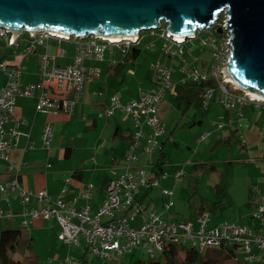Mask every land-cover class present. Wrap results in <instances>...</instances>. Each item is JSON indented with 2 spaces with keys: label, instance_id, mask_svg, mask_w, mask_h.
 Instances as JSON below:
<instances>
[{
  "label": "built area",
  "instance_id": "1",
  "mask_svg": "<svg viewBox=\"0 0 264 264\" xmlns=\"http://www.w3.org/2000/svg\"><path fill=\"white\" fill-rule=\"evenodd\" d=\"M227 15V10L221 11L210 27L198 29L195 35L174 38V35L168 36V28L159 35L164 42L162 48L164 53L168 57L179 56L182 59L183 44L195 39L199 31L214 30L211 32L215 38L212 42L215 62L210 69L203 67L200 70H188V64L184 60L181 68L184 77L174 83L171 68L157 61L152 64L158 79L156 88L141 89L139 98L131 100L126 105H122L119 98L114 97L113 107L99 114V118L111 117L116 110L121 109L132 116L135 131L132 135L130 151L126 156L124 171L107 183L105 202L96 213H91L89 207H79L78 198H73L71 201L65 199L70 179L66 180L61 194L56 197L51 196L47 190L34 191L21 185L19 177L24 164L16 163L12 159V153L17 148L19 139L27 136L22 129L27 122L17 116V99L37 97L36 111L42 115H71L82 97L85 82L97 78L100 74V69L86 67V60L94 58L103 61L106 53L112 54L115 48L126 60L131 51L142 43L143 32L150 31L151 35H155L154 30L161 28L162 24L160 23L157 29L138 32V37L121 41L96 38V34L92 33H85L84 38L81 39V35L76 37V34L62 37L50 31H32L24 27L20 32H14L9 31L6 26L0 27V41L4 40L6 45L13 48L22 58H28L41 46L45 47L39 66L42 79L39 83L24 85L21 80L23 66H9L6 60L0 61V71L8 77L6 85L0 89V161L7 163L6 173L10 176L7 181L0 179V194L8 200L14 192L20 193V203L23 207L20 217L24 227L30 226L33 221L39 219L54 220L61 227L58 239L64 245L82 247V237L87 249L103 261L101 264H107V258L133 253L139 249L154 257L157 252H163L169 244L194 248L199 254H204L210 249H234L236 256L237 251L245 254L244 260L247 263H264V204L258 205L257 212L253 216L255 219H260L262 224L252 229L227 220L213 224V215L207 211L198 214L196 221L177 219L167 221L163 214L152 210V205L145 203V199L140 197L142 189L159 187L162 180L169 177L162 169L164 165H160V157L157 161L149 162L147 166L133 165L143 156L151 158L156 149L163 151V143L160 144L157 140V137L165 134L164 125L159 118V105L164 94L174 92L177 84L209 83L202 94V108L208 112L211 104L216 103L236 112L240 128L248 129L250 126L244 115L246 107L251 106L264 111V100L256 97L251 93L252 91L239 88L228 74L227 65L230 62L233 45L230 41L232 29L225 26L229 18ZM216 28L221 29V32L215 30ZM26 33L29 34L28 38H23ZM218 34H221V37H218ZM50 39H56L59 43L64 40L75 44L76 54L71 65L66 67L57 65L56 57L51 54V48L46 44ZM61 51L65 55V50L61 49ZM214 125L219 129L224 127L222 123H214ZM146 128L150 129L149 134L146 133ZM258 132L261 140L264 141V122ZM53 135V127L47 124L42 133L46 150L51 147ZM211 135V132L204 133L201 141L207 140ZM30 147L33 148V145ZM261 154L264 158V147L261 149ZM255 161L259 162L261 158L253 160ZM185 175L183 170H179L174 178L179 181ZM93 191L94 185L90 184L84 196L90 198ZM162 192L168 199L165 208L171 210L174 201L173 191L163 189ZM257 192L260 194V189ZM33 198L43 205L33 207L31 205ZM260 198L264 201V196ZM145 212L147 217L143 219L140 227H133V222ZM14 217L13 210L7 212L0 210V219ZM52 264L80 263L68 256L62 260L55 259Z\"/></svg>",
  "mask_w": 264,
  "mask_h": 264
},
{
  "label": "rangeland",
  "instance_id": "2",
  "mask_svg": "<svg viewBox=\"0 0 264 264\" xmlns=\"http://www.w3.org/2000/svg\"><path fill=\"white\" fill-rule=\"evenodd\" d=\"M161 24V28L154 30L155 35L151 36L150 31L143 32L146 40H142L143 45L139 47L142 53L137 59V64L141 68L139 69L141 72L138 78L140 81L149 83L144 78L146 74L152 80L155 76L157 79L152 64L158 60L169 65L173 72L174 83L184 77L181 72L184 60L188 64V70H200L203 67L210 69L213 66L215 49L212 42L215 38L211 31L214 30L199 31L195 39L188 40L183 44L184 54L182 59L179 56L167 58L162 50L164 42L159 38V35L167 30L168 23L162 21ZM28 36L29 34L26 33L23 38H28ZM217 36L221 37V34ZM147 42H152V49H143ZM176 71L179 72V76L181 74V77L178 76L180 79H176V75H174ZM188 85L191 86L193 83L189 82ZM130 86L131 92L138 88L136 84H130ZM181 95V86L177 84L174 92L164 94V99L159 105V118L162 125H164L165 134L157 137V140L160 144L169 140L164 145L167 154L164 172L170 176L169 179L162 180L159 187L149 191V198L146 200L149 201L150 199L151 202L149 203L152 204V210H155L158 214H163L167 221L175 219L179 221H196L198 214L207 211L213 215V224L227 220L242 224L249 229L261 226L262 221L253 218V216L257 212L258 205L264 204L261 199L258 201L259 193L257 192L260 188L264 190V158L261 154L264 141L261 140L258 132L264 122V111L259 108L254 109L251 106L246 107L244 115L250 121L249 129L246 127L240 128L239 123H237L238 129H240L239 134H234L238 133L237 131L230 134L228 127L222 130L216 127L214 123H226L227 125L229 120L236 117L233 111L213 103L209 107V111L206 112L202 108L201 98H197L186 109L185 102L180 99ZM123 113L122 118L117 116L114 120L116 121V118L121 119L124 125L129 124L130 127L132 119L128 117L130 116L128 113ZM224 117H226V120ZM114 120L110 124L113 132L116 129ZM124 132L125 134L129 132L127 127ZM150 132V129L146 128V133L149 134ZM206 132H212V135L207 140L201 141L202 135ZM240 135H243L245 139L240 138ZM107 138L109 141L106 142L108 143V146H106L109 150L112 140L111 134L107 135ZM77 148L72 164L79 165L84 162L80 165L84 168L87 166L90 157L81 146L78 145ZM152 156V160L157 161L160 157L159 149H156ZM257 158H261V161L253 162ZM179 170H183L186 175L181 180L176 181L174 176ZM163 189L173 191L174 201L171 210L165 208V202L168 199L163 196ZM262 193L263 197L264 191ZM17 220L14 219L8 222L10 220L0 219V224H3L0 233L6 228L20 229L26 233L25 229L27 227L21 226V223L18 222L20 220ZM142 223L143 221L141 222V219L138 218L132 226L139 228ZM54 231L56 232L54 238L52 239L50 236L52 240L49 239L47 233L27 234L28 237L32 238L31 250L37 255V264H52L54 258L62 260L68 256L77 260L80 264H101L103 262L87 249L82 237V247L68 246L57 239L58 229H54ZM188 249L186 247L185 251ZM236 253L238 262L251 264L244 260L245 254L243 252L237 251ZM159 256L160 254L157 252V257ZM181 256L185 257L184 254ZM13 257L18 259L22 255L16 253ZM148 259L149 255L143 249H139L133 254L126 253L122 256L110 257L106 261L107 264H135L139 260L147 261ZM24 261L25 264H35L32 261ZM221 263L235 264L232 259H225Z\"/></svg>",
  "mask_w": 264,
  "mask_h": 264
},
{
  "label": "crops",
  "instance_id": "3",
  "mask_svg": "<svg viewBox=\"0 0 264 264\" xmlns=\"http://www.w3.org/2000/svg\"><path fill=\"white\" fill-rule=\"evenodd\" d=\"M145 40L146 38H143V41ZM46 44L50 46L51 54L56 57L57 65L66 67L72 64L76 54V47L73 42L63 40L59 43L56 39H50L46 41ZM142 45L143 43L139 47ZM144 48L146 50L152 49V42H147ZM61 49L65 50V55L62 54ZM44 52L45 47L41 46L28 58H22L15 53L13 48L8 47L4 40L0 41V61L6 60L9 66L22 65L21 80L24 85L42 81L39 74V66L41 55ZM138 57L133 60L130 53L129 57L125 60L121 52L115 48L112 54L110 52L106 53L103 61L94 58L86 60L85 66L100 69V74L97 78L85 82L82 97L71 115H42L36 111L37 97H19L17 99V116L26 120L27 125H24L22 129L27 136H22L19 139L18 146L12 153V159L16 163L24 164L21 176L19 177V181L23 187L34 191L47 190L51 196L56 197L61 194L66 180L70 179L68 192L65 194L66 200L71 201L73 198H78L79 207H89L91 213H96L103 206L107 196V183L117 178L124 171L126 156L130 151L135 126L133 120L130 123V127L129 124L125 123L126 125H124L121 119L118 120L116 118V121L114 120L117 116H121L122 118L124 111L121 109L116 110L111 117L99 118V114L105 109L113 107L114 97H118L120 103L126 105L131 100L139 98L141 89H153L158 86L156 76L152 80L146 74L144 78L149 83L138 79L141 72L139 70L141 68L137 64ZM163 65L169 67L167 64ZM174 75H176V79H180L178 78L179 72L176 71ZM179 77H181V74ZM7 80V75L0 71V89L6 85ZM130 84H136L138 88L131 92ZM189 86H186V88ZM128 117L132 119L131 115ZM224 118L226 120V117ZM245 119L249 121L247 116H245ZM112 120L116 122L114 132L110 128ZM237 121V117L229 120L227 125L226 123L224 124L223 129L228 127L230 134L235 131L238 133L234 134H239L240 129L237 127ZM47 124H50L54 129L49 150L45 149L42 141V133ZM126 127L129 132L125 134ZM110 134L112 140L111 145H109L110 149L108 150V143L106 142L109 141L107 135ZM242 137L244 136L240 135V138ZM164 143L163 145H165ZM30 145H33V148ZM78 145L90 157L87 166L84 168L80 166L84 162H81L79 165L72 164L74 154L78 150ZM152 158L153 156L151 158L143 156L138 163H134L133 165L135 167L147 166L152 161ZM6 167L7 163L0 161V179L5 181L10 179V176L6 173ZM162 169L164 170V166ZM90 184L94 185V191L91 192V197L87 198L84 196V193L88 190ZM150 190L142 189L140 197L145 200L149 198ZM262 191L264 190L260 188L258 201L263 195ZM146 201L145 203L151 202L150 199ZM31 205L33 207H41L43 204L39 203L36 198H33ZM0 210L3 212L13 210L15 217L8 219L10 220L8 222L18 219L20 221H17L20 224V214L23 211L20 203V193L18 191L14 192L8 200L0 194ZM146 217L147 212L138 218L142 222ZM2 225L0 224V229ZM54 229H58V239L61 232V227L58 223L54 220L39 219L33 221L25 231L29 235H32V233H47L49 239L51 237L53 239L54 234H56Z\"/></svg>",
  "mask_w": 264,
  "mask_h": 264
},
{
  "label": "water",
  "instance_id": "4",
  "mask_svg": "<svg viewBox=\"0 0 264 264\" xmlns=\"http://www.w3.org/2000/svg\"><path fill=\"white\" fill-rule=\"evenodd\" d=\"M223 10L232 29L228 74L239 88L264 96V0H0V27L123 39L166 21L168 36L184 38L210 27Z\"/></svg>",
  "mask_w": 264,
  "mask_h": 264
},
{
  "label": "trees",
  "instance_id": "5",
  "mask_svg": "<svg viewBox=\"0 0 264 264\" xmlns=\"http://www.w3.org/2000/svg\"><path fill=\"white\" fill-rule=\"evenodd\" d=\"M140 53L141 50L139 48H134L131 52L134 59L137 58ZM188 84L181 85L183 93L180 97V99L185 102L186 109L197 98H202V94L205 92V89L209 85V83H204L201 85L193 84L186 88ZM234 113L237 117L236 112ZM199 123L201 124V122ZM168 142L169 140L165 141L164 144ZM166 155L167 154L165 152V149H163V151L160 152V165L162 166L165 165ZM31 246L32 238L28 237L23 230L5 229L1 231L0 264H25L24 260L32 261L37 264V255L36 253H33V251L31 250ZM185 248L186 247L181 245L169 244L165 247L163 252L159 253V257H157L156 253L154 257L149 256V259L147 261L139 260L135 264H222L221 261L225 259H232L235 264H241L240 261H237V256L235 255L234 249H210L207 250L204 254H199L194 248H189L187 251H185ZM16 253H20L23 258L21 257L17 259L13 257ZM182 254H184L185 257H182Z\"/></svg>",
  "mask_w": 264,
  "mask_h": 264
},
{
  "label": "bare ground",
  "instance_id": "6",
  "mask_svg": "<svg viewBox=\"0 0 264 264\" xmlns=\"http://www.w3.org/2000/svg\"><path fill=\"white\" fill-rule=\"evenodd\" d=\"M29 30V29H28ZM32 31H39V30H32ZM41 31H46V30H41ZM47 32H49V31H47ZM100 32H102V31H100ZM50 33H52V32H50ZM53 34H55V35H59V36H62V35H60V34H58V33H53ZM71 34V33H70ZM138 34V33H137ZM188 35H190V34H188ZM62 37H65V36H62ZM185 37V36H184ZM131 38H135V37H128V38H123V39H117V38H111L112 40H114V41H121V40H126V39H131ZM233 81V80H232ZM233 82H235V81H233ZM251 92V91H250ZM251 93H253L256 97H258V98H260V99H262V100H264V96L263 95H261V94H258V93H255V92H251Z\"/></svg>",
  "mask_w": 264,
  "mask_h": 264
}]
</instances>
